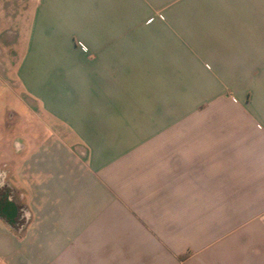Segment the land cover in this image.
Segmentation results:
<instances>
[{"label": "crops", "instance_id": "obj_1", "mask_svg": "<svg viewBox=\"0 0 264 264\" xmlns=\"http://www.w3.org/2000/svg\"><path fill=\"white\" fill-rule=\"evenodd\" d=\"M32 9L0 49L60 127L0 128V264H264V0Z\"/></svg>", "mask_w": 264, "mask_h": 264}, {"label": "rangeland", "instance_id": "obj_2", "mask_svg": "<svg viewBox=\"0 0 264 264\" xmlns=\"http://www.w3.org/2000/svg\"><path fill=\"white\" fill-rule=\"evenodd\" d=\"M31 4L32 0H0V27L7 30L10 28L15 32L24 29L27 26L29 19L31 20L34 15V9H32L29 14ZM9 18L13 21L11 25L9 23ZM22 46V53L19 58L22 57L25 49L29 46L28 34L27 38L23 41ZM7 54H3L2 52L0 54V98H2L0 100V128L2 133L4 128H7L8 125H10V127H16L17 130L22 131H25L31 126L34 128L38 126L41 133L49 132L48 128H51L54 125L60 127V120L47 119L45 118L46 115H44V119H42L43 121L36 118L35 112L46 114L45 110H42L39 103H36L37 101L35 100V97H31L33 102H35L32 105L30 99L24 94L16 74V68L18 66L16 60H18V57L16 58L14 53L11 52L9 53L10 55ZM59 62L60 61L57 57H50L48 61L46 57L43 59V64L45 63L43 65L44 70L46 71L45 66L47 64L52 72L55 71L53 76L52 73L50 74V77L45 71H42L41 76L43 82H45L48 77L49 80L52 81L57 78L60 68ZM42 123L45 125L42 126ZM9 137L1 135L0 143L2 146L8 143ZM16 137H20L23 142H28V139L30 138L26 135H18Z\"/></svg>", "mask_w": 264, "mask_h": 264}, {"label": "flooded vegetation", "instance_id": "obj_3", "mask_svg": "<svg viewBox=\"0 0 264 264\" xmlns=\"http://www.w3.org/2000/svg\"><path fill=\"white\" fill-rule=\"evenodd\" d=\"M1 49H0V54H1ZM12 196V190L10 187L6 186L5 184L0 182V212L3 214H9L11 213L10 210H13V205L11 203L10 197ZM13 206V207H12ZM23 207L21 206H16L17 210H21ZM24 215L28 217V214ZM24 218V217H23Z\"/></svg>", "mask_w": 264, "mask_h": 264}]
</instances>
